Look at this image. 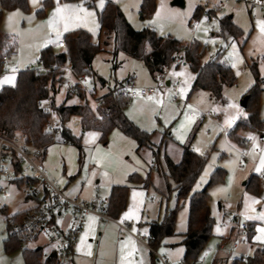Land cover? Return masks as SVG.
Returning a JSON list of instances; mask_svg holds the SVG:
<instances>
[{
    "label": "rangeland",
    "instance_id": "rangeland-1",
    "mask_svg": "<svg viewBox=\"0 0 264 264\" xmlns=\"http://www.w3.org/2000/svg\"><path fill=\"white\" fill-rule=\"evenodd\" d=\"M39 1L42 6H38ZM52 1L53 3L45 7L43 15L40 16L38 10L43 7V0H37L35 4L32 0H29V10L26 13H22L20 19H15L10 25H7V31L2 30L15 38L18 52L22 51L21 41L26 45H31L36 33H44L48 30L49 34L55 37L60 35L61 32H59L60 30L58 29L61 28V26L58 23V19L60 22L61 20L57 18L56 11L53 10L60 1ZM115 1L117 2L119 0ZM99 2H101V0H96L92 8H97ZM161 2L163 5L160 7V13L162 14H159L160 17L167 18V15L169 16L171 12L169 10H172V18H178L175 31L180 34L182 38L179 36L176 37L185 42L197 40L202 43L206 47V54L203 61H208L210 58L219 54L220 61L228 64L233 69L237 76V82L233 86L225 87L223 99L215 100L207 90L198 89L191 93L194 72L190 67L180 66L177 68L172 65L170 70H168V78H180L182 81L180 87L181 94L178 102H174L171 93L168 95L165 90L158 92V95L155 97H138L133 100L130 105H126L125 111L139 127L152 133L155 145L163 142L165 130L170 133L172 140L167 141V143L163 142L162 150L159 155V160L163 165V169L166 170V153L170 155L174 161L178 162L180 161L182 150L189 145L193 147L197 153L207 156V164L196 182L193 188L194 190L203 189L216 168L222 167L227 171L224 181L213 185L209 190L211 210L216 218L213 236L207 243V246L211 247L212 251L208 252L207 261L201 262L200 259H198L195 264H213L214 259L221 252L219 248L222 241L221 236L226 233L227 228L220 229L218 226V221L220 220L219 202L231 210H239L243 217L254 226L256 235H254L252 239V245H241L243 250L249 247L244 253L251 254L255 246L264 248V233L259 231V229L264 228V184L261 183L258 191L254 192L245 189L244 182L247 181L248 177L252 174L264 175V163H262V161H264V140L259 142V147L262 149L259 153L253 152L245 158L244 154L247 148V141L245 140L244 145L236 142L229 137L228 131L234 127L239 120H244L248 117L249 112L246 107L241 105V100L255 84V76L252 72V64L254 62H256L260 77L264 78V12L258 8L252 7L250 10L247 8V5L236 1L228 5L225 14L228 12L235 14V23L239 25L244 32L242 36L237 38L228 31L223 30L220 22L216 24L214 28L209 27L206 24L205 15H201L197 19H192V8L194 4L198 5L199 0H188V4L185 7H173L168 0H161ZM47 15L49 19L42 21ZM181 16H184V21L182 22L179 20ZM250 16H252L253 19V27ZM191 19L192 21H190ZM160 22H162L160 23V25H162L160 26L161 29L168 23L163 20ZM193 23H196L197 26L193 27ZM150 27L156 29L154 25ZM99 36L100 34L97 32L95 38L100 40L95 43H102L104 49L98 53L93 60L92 65L95 80L87 83L86 87L88 91L86 89H79L84 91L85 95L81 97L79 94L81 100H78L77 97L74 96V98L69 101L70 103H75L77 100L79 103L88 101L95 111L101 106L99 96L106 93V91V94H112L111 90H108L109 86L114 87L124 78L136 76L138 86H145L155 82L148 67L143 61L131 57L124 52H119L114 55L113 42L110 45L104 44V38L102 36L100 38ZM39 57L40 54L30 63L39 61ZM13 65V61L8 64L10 70L8 73H6L7 71H2L0 77L1 88L4 85L15 84L18 74L12 71ZM5 78L14 79L12 83H5ZM100 78L106 79V84H101ZM74 80L75 77L72 74L67 76L62 86L59 99L63 97V92L67 90L69 84H72ZM95 84H97V87H95ZM70 89L73 91L72 93L75 94V90L72 87ZM261 89L259 112L262 119L264 118V81L261 84ZM111 100L112 97L109 101ZM190 112H194L195 116H190ZM206 113L210 115L202 118L201 114ZM74 119L81 122V127L70 128V124ZM50 122L62 124L65 129L68 128L73 130L74 134L81 138L83 148L82 155L75 143L71 142L67 145L68 147L73 145V148L78 150L76 153L69 152L66 157L67 167L68 165L71 167L70 165L73 163L78 165L77 172H75L77 174H74L73 180L69 181L70 186L68 191L78 192L84 183H86L85 185L94 186L100 177L107 176L115 169L119 170L124 165V160L135 163L138 169L146 170V172L150 170L146 162L151 164L153 161L154 164L155 157L152 150L148 148H143L139 150V152L135 149V151L124 155L120 153L118 147L114 150L112 147L108 149L110 146V136H108L107 143H104L101 140V132L99 130L85 129L86 131H84L81 118L78 116H72L69 120L62 122L59 114L55 111L50 115ZM64 123L69 124V127H65ZM260 129L262 128H255L252 129V131L240 130L239 133L244 132L245 134L240 135L247 139L252 136L253 131ZM18 132L22 131L19 130ZM56 144L49 150V154H51L52 151L56 156H59V148L58 144ZM59 144H61V142ZM223 153L225 155H223ZM69 167L68 170H70ZM49 171L50 177L58 180L64 190L63 185L66 184L64 182V177L54 174L51 169H49ZM67 175H69L68 172ZM151 179L153 187L150 189L151 193L148 197L149 211L154 213L153 210H156L157 214L155 213V217L157 218L158 215L161 214L160 217L162 219L166 208L168 206H175L177 201L176 193L172 192L168 195L162 171L159 172L156 168H153ZM1 182L6 186L8 195H0V207L7 204L9 208L8 215L19 212L32 204V200L25 198L23 189L18 188L14 182L7 179H2ZM88 185L86 188H88ZM88 193V189H85L81 195L83 197H90L96 194V191L92 194ZM97 193H101V195L105 196L103 190ZM149 214L152 216L150 212ZM188 216L189 199L187 198L180 201V208L176 221L177 234L172 237L173 239L171 238L173 241H177L176 250L172 253V257L170 256L173 260L185 253V246L182 244V234L187 230ZM58 222H60V220ZM142 232L148 239L149 230L146 224L142 225ZM8 234L5 214L0 212V264H25L23 251L21 249L15 250L12 253H7L5 251L4 240L8 237ZM258 235L262 237L261 240L256 239ZM141 249L145 252L144 259L149 262V251L143 246H141ZM159 251L164 253L166 249L165 247H160ZM217 263L225 264V261L219 260Z\"/></svg>",
    "mask_w": 264,
    "mask_h": 264
},
{
    "label": "trees",
    "instance_id": "trees-1",
    "mask_svg": "<svg viewBox=\"0 0 264 264\" xmlns=\"http://www.w3.org/2000/svg\"><path fill=\"white\" fill-rule=\"evenodd\" d=\"M72 2L78 0H61ZM89 7L95 5L96 0H84ZM53 3L52 0H43V7L38 10L43 15L45 7ZM157 0H143L140 6V17L148 19L155 13ZM22 9L29 10V0H0V73L3 71L2 57L5 53L16 49L17 41L13 36L1 30V21L5 10ZM201 16V8L197 6L193 19ZM101 35L106 38L104 44L113 41L114 55L124 52L134 58L143 61L153 75H158L169 67L175 55L185 50L190 69L195 73L191 93L198 89H205L211 93L215 100L223 99V91L226 86H233L237 82V76L231 66L221 62L219 54L203 61L206 47L197 40L182 41L172 35H159L156 29L145 27L141 30L135 29L126 18L121 7L115 0H106L105 7L99 12ZM223 30L228 31L234 37H240L243 30L233 21L231 15L224 14L220 18ZM66 47L55 48L46 46L40 52L39 60L50 67L47 72L37 70H23L18 73L14 85H4L0 89V132L12 136L19 130L27 136V141L33 146H44L47 148L53 142L52 133L49 130L50 114L38 105L40 100L46 99L50 92H56L64 80V69L67 62L72 67L75 75L86 72H94L92 63L95 56L104 48L102 43H95L92 35L85 29H76L66 33ZM252 72L255 76V84L248 92L247 110L248 117L239 120L232 127L228 135L236 142L244 145L245 138L239 135L242 129L263 128L264 122L260 117V95L261 84L264 81L260 77L256 62L252 64ZM77 93L84 97V91ZM112 100L109 101V99ZM101 106L97 111L93 110L88 101L84 103L56 105L55 111L60 120L65 122L72 116H78L82 121L83 129H95L101 132V140L107 143L108 136L114 128L121 129L125 134L134 138L139 147H149L155 157L152 168L162 171L166 182L168 195L176 193V204L167 207L164 216L160 220L150 223V243L158 249L163 245L166 238L174 236L176 232V221L180 208V201L189 199V216L187 230L182 234V244L185 246L183 257L184 264H195L199 254L213 236L216 219L211 213L209 190L213 185L224 181L227 171L218 167L212 173L210 180L201 190H194V186L201 176L206 164L207 156L199 154L189 147H184L180 161L175 162L169 155L165 154V166L159 160L162 143L155 145L152 141V133L139 127L131 120L125 112L126 100L114 94H105L100 97ZM62 134L69 141L75 143L82 155L83 148L81 138L76 136L71 129L63 128ZM168 135V133H167ZM19 168L17 167V170ZM260 174L250 176L247 187L257 192ZM19 185H23V177L16 179ZM130 182L143 183L145 187L153 185L151 172L143 178L139 174H132ZM129 186L114 185L108 198L109 212L118 216L127 205ZM27 210L14 213L18 216ZM6 213V209H3ZM253 231V230H252ZM251 231V232H252ZM4 249L7 253L21 249L18 237L8 234L4 240ZM23 251L25 264H42L40 262L41 247L35 249H21ZM219 259V258H218ZM217 259V260H218ZM249 264H264V248L256 247L248 259ZM44 264H55L54 257ZM233 264H240L239 258Z\"/></svg>",
    "mask_w": 264,
    "mask_h": 264
},
{
    "label": "built area",
    "instance_id": "built-area-1",
    "mask_svg": "<svg viewBox=\"0 0 264 264\" xmlns=\"http://www.w3.org/2000/svg\"><path fill=\"white\" fill-rule=\"evenodd\" d=\"M233 1L247 5L248 7L258 8L264 12V0H199L198 6L201 8V15H205L206 24L214 28L220 22V18L225 14L226 8ZM197 24L193 23V27ZM59 48L66 47L65 38L58 40ZM19 57L17 49L5 53L2 57L3 71H8V64ZM189 66V61L185 55V50L179 51L172 62ZM63 69H70L71 65L67 62L62 66ZM37 70L47 72L49 66L42 61L29 63L22 67L19 64L13 66V71L19 73L23 70ZM169 67L156 76L153 84L146 86L137 85V77L129 76L121 80L111 89L112 94L119 98H124L126 105L139 96H147L156 93L162 89H169L174 102L180 98V87L182 81L180 78H168ZM95 80L94 72H86L76 75L75 81L71 87L78 91L86 89L87 83ZM38 105L44 108L50 115L55 112V101L51 92L46 99L40 100ZM204 115V116H203ZM210 114H201L204 118ZM190 116H195L190 112ZM263 122H264V118ZM69 127V124H65ZM81 127V122L74 119L70 128ZM62 124L51 122L49 130L52 133L53 141L61 138L63 142H68V138L62 134ZM264 140V128L253 131L252 136L246 139V151L244 157L247 158L253 152H260L259 142ZM45 147H35L27 141V136L22 132H16L12 136L4 135L0 132V195H8L2 179L13 180L23 177L25 195L34 200V205L27 211L15 216L13 214L6 216L7 230L9 234L18 237L21 249H35L41 247L40 262L46 263L47 260L54 257L55 264H71L78 238L83 230L85 222L89 215H96L99 218L98 226L101 227L105 221L114 220L119 226V231L127 232L133 235L139 242L144 244L152 253V264H184L183 260L173 261L171 258L154 248L150 243V236L147 237L141 232H133L129 228L127 220H117L109 212L108 199L101 194H96L90 198H81L69 196L62 189V185L56 179L50 177V171L43 158ZM17 167L19 168L17 170ZM264 184V175L261 177ZM68 215V221L65 226L59 224V218L62 215ZM223 214L228 220H220L218 226L220 229L229 228L236 234L235 238L231 235L222 237L219 245L220 251L228 253L229 256L239 258L240 264H249L250 254H238L239 246L252 244L250 222L243 217L239 210H231L223 207ZM44 237L45 243H38V239ZM172 249V247H170ZM212 248L205 246L198 259L201 262L207 261L208 252Z\"/></svg>",
    "mask_w": 264,
    "mask_h": 264
},
{
    "label": "crops",
    "instance_id": "crops-1",
    "mask_svg": "<svg viewBox=\"0 0 264 264\" xmlns=\"http://www.w3.org/2000/svg\"><path fill=\"white\" fill-rule=\"evenodd\" d=\"M59 1H60L59 4H57V6H55V8L54 9L52 8V9L54 11H56L57 8L62 9L61 12H59V13L56 12L57 18H60V20H61V22H60L58 19V23L61 26V28L58 29V30H60L59 32H61L60 35L55 37L54 35L49 34V32L47 30V32L45 31L44 33L43 32L36 33L35 38L33 39L31 45H26L24 42L21 41L22 51L19 52L18 58L12 60L14 62V65L19 64L22 67L27 66L31 61L35 60L39 56L41 50L43 48H45L46 46L52 45L56 48H59L57 45L58 40L61 38H64L67 32L72 31V30H76L79 28L89 31L92 35L93 42H97L100 40V39L95 38V35L97 34V32H99V34H100L99 37L101 38V36H102L104 38V41H105L106 37L103 34L101 35V25H100V20H99V12L102 11L103 8L105 7L106 0L103 1L102 6H101V2H99V4L97 5V8L89 7L85 3L84 0H78V1H72V2H64V1L61 2V0H59ZM168 1H170L171 5L173 7H178V6H175L172 4L173 0H168ZM142 2H143V0H119V1H117L119 6L121 7L122 11L124 12L126 18L128 19V21L131 23V25L135 29L141 30L145 27H148V26L150 27V26L154 25V27H156V31L159 35H171V34H173L174 37L179 36L180 38H182V36L180 34L176 33V31H175V27L178 23L177 22L178 18H172V15H173L172 10H169L171 12H170V14L168 13L169 16L167 15V18H162L159 16V14L162 15L160 13V7L163 5L161 0H157V7L155 10V13L152 17H150L148 19H142L140 17V6H141ZM187 4H188V0H185V6ZM39 5L42 6L40 1L38 2V6ZM197 6H198L197 4H194V6L192 8V19H193V15L195 13ZM247 8L250 9V7H248V6H247ZM22 13H26V12H24L22 9L5 10L4 15H3V19L1 21V30L7 31L8 30L7 25H10V23H12L13 20H15V19H20L22 16ZM228 13H226V14L231 15L233 18V21L235 22V14H233L232 12H228ZM50 16H52V15H50ZM184 16H181L179 18L180 22L184 21ZM250 17L252 19V16H250ZM48 19H49V16L47 15L46 18L42 21H45ZM192 19L190 21H192ZM161 20L168 22L166 25L163 26L162 29L160 27V26H162V25H160V23H162V22H160ZM252 27H253V19H252ZM177 29H178V27H177ZM166 32L169 34H167ZM176 38H178V37H176ZM190 41H192V40H190ZM112 42L113 41L110 40L108 45H110ZM172 65H174V64H171L169 66V70H170ZM174 66L178 68V67L183 66V65L175 64ZM92 67H93V65H92ZM183 67H189V66H183ZM64 70H65L64 71V80H63L62 84L60 86H58L56 92H53V91L51 92L53 99L55 101V104L56 105H59L62 103H65L66 105L78 104L79 103L78 100H81V99H80L79 93H77V91H75V94L72 93L73 91L70 89L71 85H72L71 83L70 84L68 83L69 86H68L67 90L65 92H63V97L61 99H59V96L62 92L61 91L62 86H63L67 76L68 75L70 76V74H72L76 79V75L70 69H64ZM148 70L150 71L149 68H148ZM9 71L10 70H8L6 73H8ZM150 73H151V71H150ZM16 74H18V73H16ZM1 75H2V72L0 73V77H1ZM151 75L154 78V80H156L157 75H153L152 73H151ZM195 76L196 75L194 73V77H193L194 79H195ZM171 79H173V78H171ZM194 79H193V82H194ZM106 82H107L106 79L100 78L101 84H106ZM148 85H150V84H148ZM1 86L2 85H0V88H1ZM95 87H97V84H95ZM112 88L113 87L109 86L108 90H111ZM165 90H166L167 94L170 95L171 92L169 89H162V90L157 91L156 93H153V94H150L147 96H139V97H143V98L149 97V96L155 97L156 95H158V92L165 91ZM203 90H205V89H203ZM106 93H107V91H106ZM106 93L102 94L99 97L104 96ZM210 95H211V93H210ZM74 96H76L78 100L75 103H70L69 101L72 100L74 98ZM127 115H128V117H130L129 114H127ZM130 119H131V117H130ZM83 130L86 131L85 129H83ZM87 130H89V129H87ZM242 130L246 131L249 129H242ZM250 131H252V130H250ZM148 132H150V131H148ZM73 133H74V131H73ZM167 133H168L167 130H165V135H164L163 140H162L166 143H167V141L172 140L170 133H168V135H167ZM240 134H245V133L241 132V133H239V135ZM109 136H110V138H109L110 139V146L108 149H111V147H112L114 150V149H117V147H118L120 150V153H122V155L127 154L129 152H133V151H135V149H137L138 152H139V150H141L143 148L150 149L149 147H142V148L139 147L138 142L134 138H132L131 136H128L121 129H119L117 127L111 131ZM152 141H153V138H152ZM60 142H61V144H59ZM56 143L58 144V148H59V156H56V154H54V152H52V151H51V154H49V150ZM68 143H71V141L68 140V142H63L61 138H57V140L53 141L51 144H49L47 146V148H45L44 159H43L45 164L47 165V167L49 169H51V171L54 174L59 175L61 177H64V182L66 183L65 185H63L65 193L68 194L69 196H73V197L78 196V197H82V198H90L96 194H101V193H97V192H99L100 190H103L105 192L104 197H106L108 199L110 194H111L112 187L114 185H128L129 191H128V197H127V205H126L125 209H123L117 217L116 216H114V217L120 221L127 220L129 222V228L133 232H136V231L142 232V225L146 224L147 228L149 230V234H150V223L154 220H160L161 219V217H160L161 214H159L157 218L155 217L157 214L156 210H153L154 213L152 211H149L148 197L150 196V193H151L150 189L153 186L151 185L150 187H145L143 185V183L130 182L129 178L132 174H135V173L139 174L143 178L147 177L149 171L152 172L153 161L151 162V164L150 163L148 164L146 162V164L150 168V170L146 172V170L138 169V167L135 163H133L131 161L128 162V161L124 160L125 161L124 165L119 170L115 169L113 172L109 173L107 176L100 177V179H98L96 181V184H94V186L93 185L90 186L87 184L88 188H86L87 185H85L86 183H84L82 185V188L79 189L78 192H71V191H68L69 186H70L69 181L73 180L74 174H77L75 172H77L78 165L76 163H73L72 165H70L71 167H69V165H68V167L70 169V170H68L66 157L68 156L69 152H72V153L75 152L76 153V151H78V150H75V148H73L74 147L73 145L71 147H68L67 146ZM153 143L155 144L154 141H153ZM188 147L190 149H192L193 151H195L193 149V147H191L190 145ZM182 153H183V150H182ZM182 153H181V157H182ZM223 155H225V154L223 153ZM61 165H62V167H61ZM67 172L69 175H67ZM249 179H250V176L248 177V180L244 182V187L247 190H252V189L247 187ZM9 181L14 182L18 188L23 189V191H24L23 185H19V183H18V181H16V179L9 180ZM261 183H262V181L260 180L258 187L254 186V188L259 189ZM85 189H88V191H89L88 194H92L95 191H96V194H94L90 197H83L81 194ZM252 191H254V190H252ZM24 197L32 200V204L29 207H26L22 210H25V209L32 207L35 203L32 198L25 195V192H24ZM210 207H211V205H210ZM223 207H226V206L224 204H222L221 202H219L220 220H228V218H226L223 214ZM4 208L6 209V213L3 212ZM8 211H9V208H8L7 204H4L0 207V212L5 214V219H6V216L8 215ZM149 212L151 214L153 213L152 216L149 214ZM211 213L214 216L212 210H211ZM58 220H60L59 224L61 226H65L66 222L68 221V215L64 214ZM98 221H99V218L96 215L92 214V215L88 216V218L85 222V225L83 227V230H82V232L78 238V242H77V245L75 248V253L73 255L71 264H90V263H92V264H152V253H151V251L144 244L139 242L133 235H131L127 232H124V231L120 232L119 226H118L116 221H114V220L105 221L101 227L98 226ZM250 226H251V231L253 230L251 232V236L253 239L254 235H256L255 234L256 231L254 229V226L251 223H250ZM226 228H227L226 233L223 234L221 237L231 235L232 238H235L236 234L229 228V226H227ZM223 229H225V228H223ZM172 237L173 236L166 238L163 245L160 246V247H165L166 251L164 253L167 254L169 257L176 250V242L177 241H173ZM45 242H46V239L44 237H40L38 239V243H40V244L45 243ZM241 245L239 246V249H238L239 255H240V253L241 254L244 253L245 250H248V248H249V247L248 248L246 247L245 250H243ZM141 246L145 247V249H147L149 251V254H150V261L149 262H147L144 259L145 252H144V250L141 249ZM170 247H172V249H170ZM256 247H261V246H255L253 248V252H254V249ZM158 250H160V248H158ZM184 251H185V249H184ZM184 254L178 256L174 260L171 258L172 256L170 258H171V260L177 262V261L183 260ZM252 254L253 253H251L250 255H252ZM219 257H221V258H219ZM235 259H237V258L233 259V257L229 256L228 253L221 251L220 254H218L216 256V258L214 259L213 264H218L217 261H219V260L225 261V264H228V263L233 264ZM220 262H222V261H220Z\"/></svg>",
    "mask_w": 264,
    "mask_h": 264
},
{
    "label": "water",
    "instance_id": "water-1",
    "mask_svg": "<svg viewBox=\"0 0 264 264\" xmlns=\"http://www.w3.org/2000/svg\"><path fill=\"white\" fill-rule=\"evenodd\" d=\"M172 4L175 6H179V7H184L185 6V0H173ZM232 17V16H231ZM248 98L249 96L246 95L242 100H241V105L243 107H247V102H248Z\"/></svg>",
    "mask_w": 264,
    "mask_h": 264
},
{
    "label": "snow or ice",
    "instance_id": "snow-or-ice-1",
    "mask_svg": "<svg viewBox=\"0 0 264 264\" xmlns=\"http://www.w3.org/2000/svg\"><path fill=\"white\" fill-rule=\"evenodd\" d=\"M32 2L35 4V3H37V0H32ZM102 5H103V0H101V6H102ZM61 11H62V9H59V8L56 9V12H57V13H59V12H61ZM13 79H14V78H5V81H4V82H5V83H12ZM182 91H183V90H182ZM262 163H264V161H262ZM259 231H260L261 233H264V228L259 229ZM256 239H257V240H261L262 237L258 235V236L256 237Z\"/></svg>",
    "mask_w": 264,
    "mask_h": 264
}]
</instances>
